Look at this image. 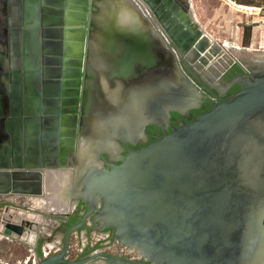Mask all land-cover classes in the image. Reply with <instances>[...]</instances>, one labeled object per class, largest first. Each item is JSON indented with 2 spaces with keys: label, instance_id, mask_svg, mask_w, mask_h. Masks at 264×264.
Here are the masks:
<instances>
[{
  "label": "water",
  "instance_id": "1",
  "mask_svg": "<svg viewBox=\"0 0 264 264\" xmlns=\"http://www.w3.org/2000/svg\"><path fill=\"white\" fill-rule=\"evenodd\" d=\"M135 1L148 9L147 122L148 115L196 107L201 100L181 68L208 71L224 55L239 60L199 25L191 0ZM94 2L0 0V196L43 198L44 172L63 169L73 178L61 201L80 199L88 208L62 233L60 247L34 264H264V63L228 83L239 85L231 97L209 99L208 110L127 147L118 163L104 167L96 154L75 177L78 140L90 128L84 117ZM127 79L108 114L92 112L103 128L116 108L128 106ZM90 215L138 256L95 249L69 258L70 235ZM43 217L69 220L5 201L0 234L21 241L27 231L36 240Z\"/></svg>",
  "mask_w": 264,
  "mask_h": 264
},
{
  "label": "bare ground",
  "instance_id": "2",
  "mask_svg": "<svg viewBox=\"0 0 264 264\" xmlns=\"http://www.w3.org/2000/svg\"><path fill=\"white\" fill-rule=\"evenodd\" d=\"M137 2L140 7L142 6L141 12L137 10L139 6ZM94 4L95 10L92 15L94 27L91 30L89 39L87 65V72L90 76L88 83L90 94L87 96V101L85 103V110L87 113L84 117V122L90 124V128L89 133L88 131L85 132L78 140V162L75 177L80 174L84 167L94 162L92 157H96L99 151L97 149L95 150V147L101 150L102 145H104L108 152L113 151L112 145L107 141L105 130L95 118L98 115L92 112L96 107L101 108L103 110L102 113L108 114L112 110L111 106H115L116 103L119 102L120 86L124 81V79H122L123 77H119V75L122 74V70L132 69L134 63L139 62V60L143 61L147 57V29L143 23L147 21L148 17L147 5H143L141 2L135 0H95ZM158 47L159 45L155 46V49H158ZM227 47L229 49L238 48L233 46V44L229 45L228 42ZM244 49L250 50L248 48ZM159 54L160 53H157L155 55V60L164 63L163 54ZM224 58L230 61V57L226 55L222 57L221 63L226 65L223 60ZM256 62L264 63V57L260 59L257 58ZM135 69L136 67H134L130 74H133ZM128 74L129 73H126L125 76H131ZM98 102H100V104H98ZM93 150L94 153L92 154ZM68 171L52 172V170H46L44 172L45 197L28 196L26 198L43 199V205H48H40L38 209L50 211L51 205L64 199L63 196L66 192V185H69L73 178L70 170ZM64 180L66 182L63 184V187H59L60 183H63ZM58 187L61 190L55 192ZM29 201L33 206L34 204L38 206L39 202L36 204L33 199H29ZM68 203L69 202H64V204ZM71 204L72 207L69 211L72 210L74 203ZM67 211L54 212L64 214L67 213ZM25 235L26 234L23 233L22 238L25 237ZM33 237L32 235V237L30 236L28 238L33 239ZM127 252L130 253L131 256H138L136 250L132 248H128Z\"/></svg>",
  "mask_w": 264,
  "mask_h": 264
},
{
  "label": "flooded vegetation",
  "instance_id": "3",
  "mask_svg": "<svg viewBox=\"0 0 264 264\" xmlns=\"http://www.w3.org/2000/svg\"><path fill=\"white\" fill-rule=\"evenodd\" d=\"M223 60L226 63L227 67L224 69L223 73L219 75V77H216L214 75V71H217L218 69L215 65L211 66V69L208 70L209 72L207 71V66L202 67V69H190L187 67L181 68L182 72L191 80L193 84V95L198 96L201 102L198 103L196 107L190 105L186 112H179L177 109H170L162 115H148V119L152 118V120L148 122L147 57L143 61L139 60V62H137L138 64H133L132 69L130 68V70H122V74H120L119 77H123L122 79L128 78L127 80L129 82L133 80L132 83L129 84L130 89H128V91L124 93V98L122 99V104H128V106H121L116 108L114 113H112L111 123H107L106 127L103 128L106 130L105 133L107 134V141L112 145L113 151L108 152L104 145H102L101 150L100 148L95 147V150H99V152L97 153V159L101 163V165L104 167H108V163H118L120 156L124 155L127 152V147L131 149H137L139 146L145 145L148 142L157 139L162 134H164L165 131H170L172 126H179L184 121L190 120L192 116L208 110L211 107L209 99H213L214 101L216 99L223 100L231 97L235 92H237L239 90V85L236 82L233 85H228V83L234 81V79L239 78L242 75H245L246 71L241 68L240 70L229 73V67L232 65V59L230 58V61H226L224 58ZM134 67H136L134 73L131 74V76H125L126 73H129L128 75H130V72L133 71ZM174 79H176V77H174ZM98 104H100V102H98ZM95 118L98 120L102 127L99 117L96 116ZM93 153L94 150L92 154ZM92 160H95V156L92 157ZM55 171L68 170H52V172ZM65 182L66 181L64 180L63 183H60L59 187H63V184ZM59 187L56 189L55 192H59V190H61ZM49 189L52 190L51 188ZM22 199H25L26 203H29V205L38 209V207L33 206L29 201V198H26L25 196H16V198L12 199L11 201L16 205H21L23 204ZM5 201L8 200H2L0 202V205L2 206L3 202ZM57 202L51 205L52 207L50 209V212H66L72 207L71 203L64 204L63 201H60L58 203ZM47 205L48 204H44L43 206ZM73 205L74 206L70 214L71 216H68V214L66 213L69 220L66 221L59 219L62 221L60 229L63 230V232H65L71 225L79 222V219L88 210L86 205L82 203L80 199L76 201ZM83 229L85 230L86 234L90 233V236H92L91 232L93 229H101V232H107V234L101 236V238L104 239L108 237V239L104 242L99 243L95 241L94 245H92L90 248H86L84 252H80V254L77 255V258L85 252L89 253L90 251L95 250L96 248H98V245H105L108 242L112 244L106 246L107 248H109L108 252L113 253L115 251L113 254H120L123 256L131 257L130 253L127 252V249L124 253H120L117 249H114L115 247H117L116 244L119 243L114 237L113 231L110 228H101L100 223L98 221H94L92 215L88 216L85 219V227H81L78 230H75L74 232H79ZM47 231L45 230L44 233H46ZM74 232L71 233L70 238ZM58 239L59 237H57V240ZM45 247L48 249L52 247V245L46 243Z\"/></svg>",
  "mask_w": 264,
  "mask_h": 264
},
{
  "label": "rangeland",
  "instance_id": "4",
  "mask_svg": "<svg viewBox=\"0 0 264 264\" xmlns=\"http://www.w3.org/2000/svg\"><path fill=\"white\" fill-rule=\"evenodd\" d=\"M222 1L224 2V0ZM143 5L145 4L143 3ZM194 8L196 10L197 15L199 16V19H201L200 20L201 23L203 22L205 26L208 27V29H211L210 35L213 39L217 40V42L226 41L229 43V45L233 44V46L238 45L237 49L235 48L229 49V54L236 57L239 60V64L234 62L230 67L228 66L230 68L229 73L240 70L241 68L242 69L250 68L253 65L257 64L256 63L257 58L260 59L261 57H264V47H260L257 43L253 42V40L251 44H245L243 42V31L242 34L239 36H237V31H234L232 33L230 32L231 31L229 29L230 23L228 24L230 18L228 17V14H231V17L233 16L235 18H238V16L245 17L247 15L242 8H236V7L231 8L228 5H224V3H222L220 0L217 1V3L215 4H213L210 0H195ZM226 8L227 10L230 11V13H228L229 11H225ZM251 18L254 19V22H257L256 27L254 28L253 31L254 34L256 35L258 34L257 41L260 39L261 42H264L263 18L256 16H253ZM261 20H263V22H260ZM245 25L246 24L242 21H238V23L235 24L236 27L242 26V28ZM243 47H248V49L250 50H246ZM225 60L227 61L226 58ZM225 66H226L225 64L219 63V66L216 65V68H218L217 70H220L221 68L225 69L226 68ZM6 199L12 200L10 196H0V202ZM29 199H33L36 202V204L39 202L37 207H39L40 205L43 206V202H44L43 199H38V198H29ZM22 200H23L22 201L23 204H28L26 203L25 199ZM69 203H75V202L69 201ZM67 214L68 216H71L70 215L71 210L70 211L68 210ZM61 224L62 221L57 218L43 217L39 223V230L43 235H41V237L36 240H35V234L33 232L27 233V231H25L24 233L26 235L25 237L22 238L21 241L11 239L0 234V264H34L41 257L42 253L47 251L53 253L54 250L60 247L63 230L59 232L58 229L61 228ZM45 230L48 231L44 233ZM53 230L55 231L54 233L52 232ZM106 234L107 232L105 231L101 232V229H93L91 232L92 236H90V233L86 234L84 229L79 232H74L70 238V247L68 253L69 258L72 259L77 258V255H79L80 252L82 251L84 252L86 248H90L92 245H94L95 241L97 243L106 241L108 237L104 239L101 238V236H104ZM32 235L34 236L33 239L28 238L30 236L32 237ZM57 237H59L58 240ZM46 243L51 244L52 247L47 249L45 247ZM34 245L37 248L36 252L32 251V247ZM109 245L112 244L108 242L105 245H98V248H96V250L108 251L109 248H107L106 246ZM116 245L117 247H115L114 249H117L120 253H124L125 250L128 249V247L123 246L122 244H116Z\"/></svg>",
  "mask_w": 264,
  "mask_h": 264
},
{
  "label": "built area",
  "instance_id": "5",
  "mask_svg": "<svg viewBox=\"0 0 264 264\" xmlns=\"http://www.w3.org/2000/svg\"><path fill=\"white\" fill-rule=\"evenodd\" d=\"M226 5L232 7V8H242L244 12L246 13L247 18H251L253 16L261 17L264 20V0H224ZM261 20L260 22H263ZM251 24H255L257 22H254V19L251 18ZM255 27V26H254ZM253 42L257 43L260 47H264V42H261L260 39H258V35H253ZM248 48V47H245Z\"/></svg>",
  "mask_w": 264,
  "mask_h": 264
},
{
  "label": "crops",
  "instance_id": "6",
  "mask_svg": "<svg viewBox=\"0 0 264 264\" xmlns=\"http://www.w3.org/2000/svg\"><path fill=\"white\" fill-rule=\"evenodd\" d=\"M213 4H215V3H217V1H219V0H210ZM222 3H224V5H226L225 4V2H223L222 0H220ZM194 2H195V0H191V5H192V12H193V14H194V16H195V18H196V20L197 21H199V24H200V26L207 32V33H209V34H211V29H208V27L207 26H205V24L202 22L201 23V19H199V16L197 15V13H196V10H195V8H194ZM224 8V7H223ZM222 8V9H223ZM232 8V7H231ZM225 11H229V10H227V8H226V10ZM228 13H230V11L228 12ZM232 13V12H231ZM228 17L230 18L229 19V21H228V24H229V29L231 30L230 32L232 33V32H234V31H237V36H239V35H241L242 34V31H243V28H242V26H239V27H236L235 26V24L236 23H238V21H242V22H244L245 24H248V23H250L251 24V18H247L246 16L244 17V16H238V18H235V17H231V14H228ZM237 17V16H236ZM255 27H256V25L255 24H253ZM254 27V28H255ZM213 30V29H212ZM258 35V34H257ZM253 37V36H252ZM252 40H253V38L251 39V43H252ZM238 45H236V47H237Z\"/></svg>",
  "mask_w": 264,
  "mask_h": 264
},
{
  "label": "trees",
  "instance_id": "7",
  "mask_svg": "<svg viewBox=\"0 0 264 264\" xmlns=\"http://www.w3.org/2000/svg\"><path fill=\"white\" fill-rule=\"evenodd\" d=\"M254 25L253 24H246L243 26V42L245 44H251L252 36L254 35Z\"/></svg>",
  "mask_w": 264,
  "mask_h": 264
}]
</instances>
